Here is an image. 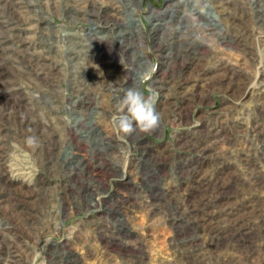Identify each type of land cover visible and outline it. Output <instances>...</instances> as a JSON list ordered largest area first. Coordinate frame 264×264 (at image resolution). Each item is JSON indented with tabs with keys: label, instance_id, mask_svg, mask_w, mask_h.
I'll return each mask as SVG.
<instances>
[{
	"label": "rangeland",
	"instance_id": "obj_1",
	"mask_svg": "<svg viewBox=\"0 0 264 264\" xmlns=\"http://www.w3.org/2000/svg\"><path fill=\"white\" fill-rule=\"evenodd\" d=\"M83 1L102 38L81 0H0V264H264V8ZM193 8L219 34L175 35L179 18L211 24ZM132 86L155 97L153 132L115 125Z\"/></svg>",
	"mask_w": 264,
	"mask_h": 264
},
{
	"label": "clouds",
	"instance_id": "obj_2",
	"mask_svg": "<svg viewBox=\"0 0 264 264\" xmlns=\"http://www.w3.org/2000/svg\"><path fill=\"white\" fill-rule=\"evenodd\" d=\"M155 97L145 96L136 88L126 90L120 100L121 115L115 121V125L120 132L131 135L137 129L142 132H153L161 123V114L155 108ZM26 144L33 149L37 148V138L27 136Z\"/></svg>",
	"mask_w": 264,
	"mask_h": 264
},
{
	"label": "bare ground",
	"instance_id": "obj_3",
	"mask_svg": "<svg viewBox=\"0 0 264 264\" xmlns=\"http://www.w3.org/2000/svg\"><path fill=\"white\" fill-rule=\"evenodd\" d=\"M209 3V5H211V0H207ZM207 1H205V2H207ZM71 2H72V0H71ZM70 2V3H71ZM126 2H127V4L129 5V6H131L133 3H131V0H126ZM201 2V1H200ZM245 3V2H244ZM244 3H242V4H244ZM254 3H255V6H254V8H255V16L256 17H259V16H261L262 14H260L259 12H260V9H263L264 8V4H263V2H262V0H254ZM207 4V3H206ZM237 6V5H236ZM243 6V5H242ZM234 7V6H233ZM241 6H239V8H240ZM65 8V7H64ZM63 8V11L64 12H67L68 14H70V15H72L73 16V14H71V11H72V9H68V8H66V9H64ZM129 8H132V10H134V8L133 7H129ZM195 8H193V11L194 12H192V14H198V16L199 17H204V19L205 18H207V20L208 21H211V24H209L208 22H205V21H202L201 23H196V25L195 26H189V22L188 21H185V20H183V18H179L178 20H177V24H176V27L174 28V31L175 32H173L175 35H178V33L180 32V30H182V32H186L187 30H189V29H192V30H196L197 28L198 29H202V31L203 30H205L206 31V34H211V35H215L216 33H218L219 34V29H222V27H221V22L219 21V20H217V22H215V21H213V18L211 17V13H209L208 15L207 14H205V13H203L204 11H202V10H198V11H196L195 12ZM237 10V8L235 9V11ZM243 11V13H246V11L248 10H246L245 11V9H244V7H241V9H240V11ZM252 10V9H251ZM69 11V12H68ZM241 11V12H242ZM250 11V10H249ZM251 13V12H250ZM175 15V14H174ZM195 15H193V17L195 16ZM155 16V15H154ZM197 16V15H196ZM198 17V18H199ZM227 19V20H225V21H228V20H230L229 19V17H223L222 19ZM177 19V18H176ZM255 19V18H254ZM263 19V18H262ZM201 20V19H200ZM246 20H248V19H246ZM259 22V21H258ZM152 24V29H153V31H157L158 32V30H160V25L162 24V23H160V22H157V21H154L153 23H151ZM210 25V26H209ZM259 25V24H258ZM224 26V25H223ZM150 28V29H151ZM215 28H217L218 30H216L215 32H214V30H215ZM124 31V30H123ZM218 31V32H217ZM119 33H122V31H119ZM70 34V36L68 37V42H69V44L70 45H72V46H76V44H77V46L79 47V48H82L83 46H85V44H83V43H81V42H78V41H76V42H74L75 40H73V33L72 32H68L67 33V35H69ZM199 34V33H198ZM91 35L94 37V39H97V37H99L98 35H96L95 33H91ZM182 35V34H181ZM187 36H189V40L187 41L186 40V42H187V44H186V48L187 49H182L183 51H187V52H189L190 54H195V52L197 53V52H200L198 49H193L194 47L192 46V37L194 38V36H195V34H193V32H190L189 33V35L188 34H184V37H187ZM160 38H159V41H157L156 42V44H158V46H157V49H162L163 50V47H165V36L164 37H162V36H159ZM179 40V39H178ZM224 41V40H223ZM181 42V41H180ZM183 48V47H182ZM190 48V49H189ZM76 49V48H75ZM73 51H74V49H73ZM179 52V51H178ZM184 53V52H183ZM188 53V57L190 56V54ZM177 54V53H176ZM181 56H182V54H181ZM185 56H186V54H185ZM193 56V55H192ZM85 57H86V55H85ZM135 57V56H134ZM73 58V57H72ZM175 59V58H174ZM186 59V58H185ZM188 59V58H187ZM191 60V59H190ZM178 61V60H177ZM186 62V61H185ZM74 64V66H72V67H77V64H79L78 62H75V63H73ZM99 65V64H98ZM108 72V71H107ZM198 72V71H197ZM73 75H71V78H72V80H74V81H72V86L75 88V87H77L78 88V90H82V88H80V87H78L77 85H78V83H77V81H76V79H80L81 78V80H85V83L87 84V85H89L90 84V82H91V80L93 79V78H89V79H85L82 75H78L76 72L75 73H72ZM197 76H198V73L196 74ZM196 75H195V77H196ZM187 78V77H186ZM232 78V77H231ZM95 79V78H94ZM102 79V78H101ZM105 80V79H104ZM184 80V79H183ZM101 81V80H100ZM232 81V80H231ZM98 82H99V80H98ZM107 82V81H106ZM177 82V81H176ZM193 82V81H192ZM81 83V82H80ZM178 83V82H177ZM90 86V85H89ZM173 86H174V84H173ZM187 86V85H186ZM135 87V86H134ZM132 88H133V86H132ZM107 89V88H106ZM109 89V88H108ZM179 92V91H178ZM47 102V101H46ZM81 117V116H80ZM88 130V129H87ZM87 134H89L88 132L86 133V134H84L83 135V138L85 139V138H87ZM92 137V136H91ZM94 140L96 141V143H95V147H99L100 145V143L102 144V140H100V139H98V138H94ZM94 142V141H93ZM104 142V141H103ZM102 146V145H101ZM94 150V149H93ZM99 150V149H98ZM102 153V152H101ZM78 163V162H77ZM81 168V167H80ZM88 173V172H87ZM191 211V210H190ZM196 213V212H195ZM200 216V215H199ZM195 217V216H194ZM196 217H197V215H196ZM200 218V217H199ZM191 221V220H190ZM247 227V226H246ZM239 229V228H238ZM250 231V230H249ZM261 232V231H260ZM254 233V232H253ZM234 235V234H233ZM240 235V234H239ZM260 235V234H259ZM222 237V236H221ZM241 238L239 237V240H240ZM188 242V241H187Z\"/></svg>",
	"mask_w": 264,
	"mask_h": 264
},
{
	"label": "built area",
	"instance_id": "obj_4",
	"mask_svg": "<svg viewBox=\"0 0 264 264\" xmlns=\"http://www.w3.org/2000/svg\"><path fill=\"white\" fill-rule=\"evenodd\" d=\"M182 1L185 2V1H188V0H182ZM79 3L80 4L83 3V6L79 5L80 7H77L76 9H77V11H79V8L80 9L82 8L83 9V13L87 14L85 17H83V19H86V21H87L86 23L89 24L88 32H90V33L93 32V33H95L96 35H98V36H100L102 38L103 37L102 28L98 24H97V26H95L96 22L100 19V16H101L99 14L98 15H94V13L96 12L95 2H94V4H86V2L81 0V2H79ZM125 12L127 13L126 16H125L126 17L125 22H126V24L128 26V30H129L131 25H133L134 19H136L135 16H134L135 13L131 14V12H128L127 8H126ZM156 12H157V15H159L158 14L159 11H156ZM152 18L154 19V21L155 20H159L158 16L157 17H153L152 16ZM88 32H85V34H83L84 37L88 36ZM99 53L101 54V49H100ZM105 90H106V88H105Z\"/></svg>",
	"mask_w": 264,
	"mask_h": 264
},
{
	"label": "crops",
	"instance_id": "obj_5",
	"mask_svg": "<svg viewBox=\"0 0 264 264\" xmlns=\"http://www.w3.org/2000/svg\"><path fill=\"white\" fill-rule=\"evenodd\" d=\"M137 69V70H136ZM142 71V68L139 70V68L137 67V68H135L134 70H133V73H134V76L137 78L138 76H136V73H139V72H141ZM142 72H145V69L143 68V71ZM141 74V73H140ZM175 74V73H174ZM109 75V74H108ZM158 76H160V75H158ZM161 77V76H160ZM159 81V82H158ZM155 82H158L159 83V85H160V87L162 88V89H165V83H170V82H164V80H160V78H158ZM175 83V82H174ZM173 83V84H174ZM164 84V85H163ZM141 85V84H140ZM182 86V85H181ZM175 91V90H174ZM176 92H178V91H176ZM179 94H180V92H178ZM104 94V93H103ZM172 94H176V93H172ZM171 95V94H170ZM165 96H166V98H165ZM183 98V97H182ZM182 98L180 99V98H177V97H173V98H170V97H168L167 96V94H163V96H162V100H172V101H174V102H176L177 100H182ZM159 99H161V97L159 98ZM171 111H173V110H171Z\"/></svg>",
	"mask_w": 264,
	"mask_h": 264
}]
</instances>
